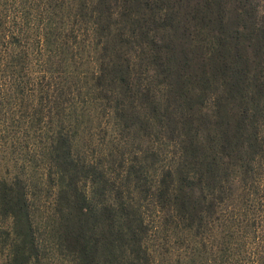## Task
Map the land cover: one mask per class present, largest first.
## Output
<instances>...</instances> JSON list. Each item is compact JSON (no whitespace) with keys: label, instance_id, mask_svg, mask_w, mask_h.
I'll use <instances>...</instances> for the list:
<instances>
[{"label":"trees","instance_id":"16d2710c","mask_svg":"<svg viewBox=\"0 0 264 264\" xmlns=\"http://www.w3.org/2000/svg\"><path fill=\"white\" fill-rule=\"evenodd\" d=\"M37 81L54 197L0 175V264H264V0H0V113Z\"/></svg>","mask_w":264,"mask_h":264},{"label":"rangeland","instance_id":"374dc122","mask_svg":"<svg viewBox=\"0 0 264 264\" xmlns=\"http://www.w3.org/2000/svg\"><path fill=\"white\" fill-rule=\"evenodd\" d=\"M58 81L64 83L61 78ZM48 90L45 82L37 81L35 90L7 94L6 106L0 113V175L21 179L33 204L45 203L49 209L51 205L48 201L54 197L55 188L46 175L47 147L51 136L55 135L61 125V114L55 108L49 110V97L53 92ZM90 133H86L85 139L92 140L91 146L96 145L99 131L93 133L92 137ZM43 213L44 209L37 212L38 215ZM170 248V252L162 254L164 264L175 262L173 247Z\"/></svg>","mask_w":264,"mask_h":264}]
</instances>
